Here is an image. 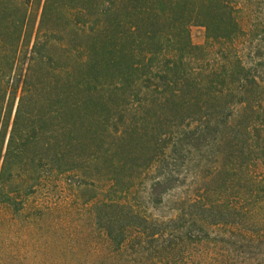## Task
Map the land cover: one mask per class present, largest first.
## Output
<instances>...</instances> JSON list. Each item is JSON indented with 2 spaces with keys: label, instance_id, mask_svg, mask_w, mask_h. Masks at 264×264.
<instances>
[{
  "label": "trees",
  "instance_id": "trees-1",
  "mask_svg": "<svg viewBox=\"0 0 264 264\" xmlns=\"http://www.w3.org/2000/svg\"><path fill=\"white\" fill-rule=\"evenodd\" d=\"M262 14L0 0V233L86 212L42 264H264Z\"/></svg>",
  "mask_w": 264,
  "mask_h": 264
},
{
  "label": "rangeland",
  "instance_id": "rangeland-1",
  "mask_svg": "<svg viewBox=\"0 0 264 264\" xmlns=\"http://www.w3.org/2000/svg\"><path fill=\"white\" fill-rule=\"evenodd\" d=\"M249 1V0H247ZM252 5L256 13L261 11L264 13V0H252ZM262 16H264L262 14ZM192 39L196 45H204L207 42L206 29L203 26H193ZM87 194V193H86ZM89 197V194H87ZM149 206L151 204H148ZM155 213L162 211L153 210ZM85 213V214H84ZM78 212L73 218L65 216L56 220L55 226L57 229L51 230L49 234H44V231H29V225L17 224L11 225V230L0 233V264H42L43 254L46 249L45 236L52 237V252L64 249H73L72 241L64 238L71 236V231L88 219L87 213ZM168 214V211L166 212ZM67 217V218H66ZM66 236V237H64ZM64 237V238H63ZM61 240V242H60ZM45 242V243H44ZM76 248V247H75ZM13 255L14 258L5 259L7 255Z\"/></svg>",
  "mask_w": 264,
  "mask_h": 264
}]
</instances>
